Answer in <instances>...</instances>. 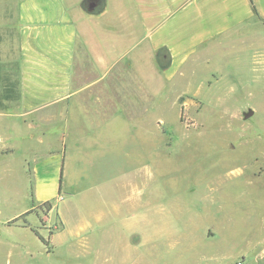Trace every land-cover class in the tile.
<instances>
[{"label": "rangeland", "instance_id": "374dc122", "mask_svg": "<svg viewBox=\"0 0 264 264\" xmlns=\"http://www.w3.org/2000/svg\"><path fill=\"white\" fill-rule=\"evenodd\" d=\"M133 59L135 104L91 137L76 122L66 138L20 123L15 138L0 116V264H264V25L234 26L167 72ZM39 163L58 176L50 210L34 198Z\"/></svg>", "mask_w": 264, "mask_h": 264}, {"label": "crops", "instance_id": "0c3cea01", "mask_svg": "<svg viewBox=\"0 0 264 264\" xmlns=\"http://www.w3.org/2000/svg\"><path fill=\"white\" fill-rule=\"evenodd\" d=\"M83 1L0 2V116L14 120L15 138L20 123L31 131L41 129L44 138L54 131L66 138L76 122L85 131L92 127L85 135L91 137L118 115H128L127 103L135 104L129 84L123 82L135 74L136 55L153 73L170 71L182 66L199 45L234 26L251 21L264 25V0H99L89 13ZM112 11L115 19L108 18ZM163 56L169 65L161 68ZM114 76L122 84H111ZM141 84L131 88L146 92ZM147 89L150 102L153 92ZM77 139L75 148L81 150ZM65 149L62 145L61 180ZM41 164L34 168L38 203L54 196L47 189L52 187L54 193L58 178L50 185L39 176ZM60 224L63 229L61 219ZM90 227L80 233L101 231Z\"/></svg>", "mask_w": 264, "mask_h": 264}, {"label": "trees", "instance_id": "16d2710c", "mask_svg": "<svg viewBox=\"0 0 264 264\" xmlns=\"http://www.w3.org/2000/svg\"><path fill=\"white\" fill-rule=\"evenodd\" d=\"M83 2H84V1H83ZM250 2H251V0H250ZM160 60H161V64H162L163 67H166V66L168 65V60H167V59H164L163 57H161ZM60 181H61V178H60ZM59 192H60V185H59ZM42 205H43L44 207H46V210H50V209H51V204H50L49 201H46V202L42 203ZM25 214H26V213H25ZM16 220H17V219L12 220L11 222H9V224L14 223ZM40 239L43 241L42 238H40Z\"/></svg>", "mask_w": 264, "mask_h": 264}, {"label": "flooded vegetation", "instance_id": "af4514ba", "mask_svg": "<svg viewBox=\"0 0 264 264\" xmlns=\"http://www.w3.org/2000/svg\"><path fill=\"white\" fill-rule=\"evenodd\" d=\"M99 3V0H84V4L88 6L89 9H94Z\"/></svg>", "mask_w": 264, "mask_h": 264}, {"label": "water", "instance_id": "95a60500", "mask_svg": "<svg viewBox=\"0 0 264 264\" xmlns=\"http://www.w3.org/2000/svg\"><path fill=\"white\" fill-rule=\"evenodd\" d=\"M163 58L166 59V56H163ZM251 115H252V113H251V112H248L247 114H245V118H248V117H250Z\"/></svg>", "mask_w": 264, "mask_h": 264}]
</instances>
